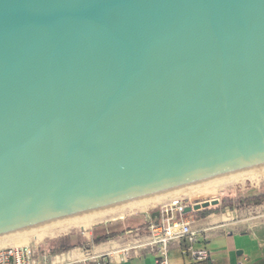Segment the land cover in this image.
<instances>
[{
    "label": "water",
    "instance_id": "95a60500",
    "mask_svg": "<svg viewBox=\"0 0 264 264\" xmlns=\"http://www.w3.org/2000/svg\"><path fill=\"white\" fill-rule=\"evenodd\" d=\"M263 167L264 0H0V241Z\"/></svg>",
    "mask_w": 264,
    "mask_h": 264
},
{
    "label": "crops",
    "instance_id": "0c3cea01",
    "mask_svg": "<svg viewBox=\"0 0 264 264\" xmlns=\"http://www.w3.org/2000/svg\"><path fill=\"white\" fill-rule=\"evenodd\" d=\"M187 217L191 228L201 236L197 246L204 245L208 250L207 258L195 264H264V200L257 204L224 206L200 218H195L191 212ZM158 218L155 211L141 220L121 222V226L112 229L102 226L97 234L84 233L79 240H70L71 246L63 251H50L45 247L42 251L35 250L46 254L51 264H83L88 257L125 248L129 250V258L101 264H158L159 256L142 230L148 219ZM111 232L115 234L100 239ZM94 239L99 241L94 242ZM184 245L183 239L169 244L168 264H187V256L182 252ZM88 264L96 263L91 260Z\"/></svg>",
    "mask_w": 264,
    "mask_h": 264
},
{
    "label": "built area",
    "instance_id": "2783aa9c",
    "mask_svg": "<svg viewBox=\"0 0 264 264\" xmlns=\"http://www.w3.org/2000/svg\"><path fill=\"white\" fill-rule=\"evenodd\" d=\"M185 205L171 207L169 204L162 205L158 210V220L148 219L143 227V232L148 235L149 244L154 247L158 254V264H168L169 244L184 240L182 252L187 256V264H195L204 261L208 256V250L204 245L197 246L201 236L198 231L191 228V221L183 212ZM128 249L105 253L100 256H91L83 261H95L96 264L108 261L125 260L129 258ZM0 264H51L47 255L39 254L35 249L28 247L0 249Z\"/></svg>",
    "mask_w": 264,
    "mask_h": 264
},
{
    "label": "bare ground",
    "instance_id": "6f19581e",
    "mask_svg": "<svg viewBox=\"0 0 264 264\" xmlns=\"http://www.w3.org/2000/svg\"><path fill=\"white\" fill-rule=\"evenodd\" d=\"M261 181H264V167L253 170V171H249L246 173H242L239 175H235L232 177H228L225 179H221L218 181H214L211 183H207V184L197 186L194 188H190L187 190H183L180 192H176L173 194H169L166 196H162L159 198H155L152 200H148V201L138 203L135 205L124 207L121 209L113 210L110 212L98 214V215L87 217L84 219L72 221V222L61 224L58 226H54V227L46 228L43 230L35 231L32 233H28V234L20 235L17 237L9 238L6 240H2L0 241V249L18 248V247H12V246L16 244H20V243H26L31 240L34 242H39L43 240L45 237L55 236L59 234L60 232H63V231H66L72 228H87L94 223H98V222H101L107 219H112L116 216L122 215L124 213L127 214L131 211L145 212L158 204H163V205L167 203L175 204V203L180 202V200L182 199H185L187 197H192L194 195L207 194L213 191H218V190L220 191V190L235 187V186H245L246 184L256 185L260 183Z\"/></svg>",
    "mask_w": 264,
    "mask_h": 264
},
{
    "label": "rangeland",
    "instance_id": "374dc122",
    "mask_svg": "<svg viewBox=\"0 0 264 264\" xmlns=\"http://www.w3.org/2000/svg\"><path fill=\"white\" fill-rule=\"evenodd\" d=\"M259 191H264V181H261L260 183L256 184V185H250V184H246L245 186H235V187H231V188H227V189H223V190H218V191H213L207 194H201V195H194L192 197H187L185 199L180 200V202L172 204V203H167L169 204L171 207H175V206H179L181 205H187V204H192L195 203L197 201H203V200H210L213 198H218L220 203H221V207L224 206H236V201L235 199L237 198V196H239L240 194H247V193H252V192H259ZM227 198V199H225ZM163 204H158L152 208H150L149 210L142 212V211H131L129 213H124L122 215L116 216L112 219H107L98 223H94L92 225H90L87 228H72L63 232H60L59 234L55 235V236H50V237H45L43 240L39 241V242H34V241H29L26 243H20V244H16L13 245L12 247H28L30 249H36L39 247L42 248H48L51 241L59 239L61 237H66L68 241L70 240H79L82 236V234H87L89 232H92L93 234H97L101 231V227L104 226L105 228L108 229H112L114 227H119L121 226V222H125L126 224H128L131 220H141V217H145V216H150V214L152 212L158 211L160 209V207Z\"/></svg>",
    "mask_w": 264,
    "mask_h": 264
},
{
    "label": "trees",
    "instance_id": "16d2710c",
    "mask_svg": "<svg viewBox=\"0 0 264 264\" xmlns=\"http://www.w3.org/2000/svg\"><path fill=\"white\" fill-rule=\"evenodd\" d=\"M227 199V198H225ZM264 200V191H259V192H252V193H247V194H240L239 196H237V198L235 199L236 203H245V204H257L261 201ZM221 208V203L219 202V204L214 205V206H209V207H205L202 208L200 210H196L193 212V216L195 218H200V217H204L205 215L211 213V212H215L218 211ZM186 215L189 213H185ZM115 232H111L109 234L103 235L100 237V239H105L108 236L114 235ZM99 241V239H94V242ZM82 243V242H79ZM71 246V243L67 240L66 237H61L59 239L53 240L51 241L49 247L47 249H49L50 251H63L68 249ZM39 249L42 251V247H39Z\"/></svg>",
    "mask_w": 264,
    "mask_h": 264
}]
</instances>
